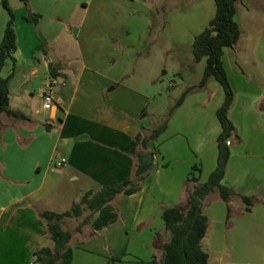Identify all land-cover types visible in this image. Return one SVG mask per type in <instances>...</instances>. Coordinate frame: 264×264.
Here are the masks:
<instances>
[{
  "label": "crops",
  "instance_id": "crops-1",
  "mask_svg": "<svg viewBox=\"0 0 264 264\" xmlns=\"http://www.w3.org/2000/svg\"><path fill=\"white\" fill-rule=\"evenodd\" d=\"M29 3L41 18L38 22L26 20L29 9L24 3L19 6V14L14 11L17 50L14 59L6 61V76L2 75L10 77V108L24 116L3 113L0 122V264H34L37 249L54 247L42 217L44 212L67 211L74 203H80L86 192L96 193L113 181L122 182L133 176L138 164L142 165V157L148 154L153 159L144 169L147 177L140 190L131 195L120 194L114 200L119 209L117 221L83 240L75 239L74 234L72 264H155V257L159 261L163 245L171 239L163 211L185 203L182 195L187 189L188 197L193 183L188 179L193 175L199 182L208 180L217 166L222 127L220 132L197 131L200 125L192 115L206 103L196 99L191 90L174 110L166 130L147 147L139 143L133 152L131 141L139 134L147 137L155 129L148 124L151 114L166 110H148L146 105L152 97L122 83L132 77L127 72L137 57L132 51L136 48H128L124 55L116 54L109 63L96 59L94 52V58L85 55L83 49L92 41L87 45L78 38L79 55L68 62L58 53V47L65 49L63 35L72 29L88 36L92 28L105 25L109 18L115 20V26L125 19L140 18L145 25L138 41L141 45L150 29L148 32L157 38L163 31L162 38L167 37L172 47L193 53L195 37L216 15L215 0ZM236 20L241 37L234 47L224 49L222 59L234 90L229 117L237 132L229 139L231 156L223 183L237 194L225 202L215 191L203 200L209 229L202 244L210 254V264H220L216 252L226 238L264 243V0L239 1ZM114 25L105 36L114 35L113 42L119 43L122 37ZM5 29L6 25L2 29L1 24L2 37ZM124 33L129 32L124 29ZM51 62L60 65L57 95L66 93V98L58 96L60 105L54 111L45 110L41 98L42 88L51 78ZM201 62L195 56L190 59L188 76L199 73L203 77L206 63L198 70L194 65ZM174 74L181 82L186 81L185 72L177 70ZM37 77H41V112L29 106L28 90L24 89V83ZM178 86V82L171 85L175 89ZM135 94L143 100L137 108L133 106ZM176 118H182V122L174 124ZM186 134L189 138L184 139ZM161 155L165 161L162 164L158 161ZM62 159L65 164L57 166ZM195 165L199 170L193 171ZM57 167L62 170L57 171ZM64 180L65 190L60 189ZM71 184L83 188L72 194L68 188ZM59 192L61 196L56 195ZM239 194L255 198L251 211L246 210ZM64 199H68L70 208L54 210L53 206L64 203ZM254 252L258 259L254 264H264V252ZM118 256L122 259L111 260Z\"/></svg>",
  "mask_w": 264,
  "mask_h": 264
},
{
  "label": "trees",
  "instance_id": "trees-1",
  "mask_svg": "<svg viewBox=\"0 0 264 264\" xmlns=\"http://www.w3.org/2000/svg\"><path fill=\"white\" fill-rule=\"evenodd\" d=\"M4 7L10 14L3 40L0 44V122L3 113L14 117L24 115L10 108V77H3L2 71L9 58L14 59L13 53L17 50V33L15 29V13L10 7L8 0H2ZM241 0H215L216 15L195 37L193 43V54L196 60H206L205 71L199 87H205L211 77L216 78L225 90L223 104L217 110V118L221 124L222 131L218 136V159L217 166L205 182H199L194 175L188 179L193 182V188L188 191V197L184 204L166 208L162 217L166 228L171 232V239L163 245V257L155 264H210V254L203 248V239L209 229V218L203 210V200L212 192L218 191L221 199L229 202L237 193L223 183L227 171V165L231 156L229 139L236 135L235 124L229 117V110L234 100V90L230 83L223 63L224 49L234 47L242 34L239 23L236 20L237 4ZM29 11L25 15L28 21L38 22L40 14L34 13L30 8L29 0H22ZM60 65L51 62L49 71L51 77L61 76ZM194 89L189 87L176 102L168 118L174 110L180 106L187 93ZM168 120L155 128L147 137L137 135L130 143V149L134 152L142 143L144 147L156 140L166 130ZM199 170L198 165L193 171ZM147 177V170L138 164L133 176L122 182L113 181L94 193L86 192L80 203H74L72 207L64 212L46 211L42 217L47 222L48 231L54 242V247H42L34 253V264H72L73 260V238L74 232L65 229L62 219L65 217H79L89 211L83 221L78 225L77 231L82 232L85 225H91L92 234L97 230L113 224L119 216V209L114 204L115 198L120 195H131L140 190L142 182ZM245 204L247 211H251L255 205V198L239 194ZM122 257H112L111 260H121Z\"/></svg>",
  "mask_w": 264,
  "mask_h": 264
},
{
  "label": "rangeland",
  "instance_id": "rangeland-1",
  "mask_svg": "<svg viewBox=\"0 0 264 264\" xmlns=\"http://www.w3.org/2000/svg\"><path fill=\"white\" fill-rule=\"evenodd\" d=\"M8 2L13 11H16L17 14H19L18 10L19 6L23 4L22 0H8ZM136 8L138 7L136 6ZM7 19H10V14L8 10L4 7L3 1L0 0V30L1 24L2 29L3 26H7ZM93 20L96 21V19ZM113 21L115 20L109 18L107 19L105 25L102 24V26L99 28H92V30L90 31L91 33L88 34L89 37L86 35V33H83L81 35V33H78L75 29L70 30L68 35H63V37L66 38V41L64 43L65 49L60 48L57 45V47L59 48L58 53H61V55L64 56V60L67 62L69 60H74L76 56L79 55L78 47L76 48L78 38L80 39V42L82 41L83 44L87 45H89L88 43L92 41L89 47H85L83 49L85 55L90 54L92 58L95 53V56H97L96 59L98 58L100 60H104V62L109 61V63H111V61L116 58V54L124 55V52L128 50V48H136L132 51H134V55L137 57H135V59L130 62V69L127 72L128 75L132 74V77L123 79L122 83L127 86H132L140 92L152 97L150 99V102H148L146 105L148 110L152 111L154 107L158 108L159 110H161L162 107H165L166 109L163 114H151L148 124L153 128H157L165 121H169L168 116L173 106L181 98L186 86L195 85L194 89L192 90L194 91V95H196L197 97L196 99H198L199 101L203 100L206 103L204 107H199L198 113H196V115H192V119L196 117L195 121L198 123V125H200L197 126L199 128L197 131H206L208 133L214 131L220 132L221 126L217 118V110L224 102L225 90L223 88V85L214 77H211L210 80H208V86L206 85L207 87H199L198 82L200 81L202 75H199L198 73L195 76H188L189 73L187 71L189 70L187 63L190 61L191 58L194 59V54L191 51H181L169 45L167 37L162 38L163 31L159 33L160 38H157L152 32L149 33L148 31L150 29H148L141 45V43L138 41H140L139 38L141 37L145 25L144 20L140 18H133L131 20L125 19L124 21L122 20L123 23L119 25L116 24V26L114 25ZM113 25L118 29L121 34L120 36L122 38L119 43L113 42V39H115L116 36H105V34H108L107 32H111L110 27H112ZM124 29H126V31L128 30L129 33H124L123 35L122 33ZM2 40L3 37L1 36L0 32V44ZM124 45L127 46V49H124ZM91 49L93 51H91ZM180 52L182 53L180 54ZM205 61L206 60L203 59V62H201L200 65L195 63V70H198L201 67L204 68V65L206 63ZM8 69L9 68L4 69L2 73L3 76H6ZM177 70L185 72L189 79H187L186 77V81L181 82L179 76H176L174 74ZM174 82H178L179 85L176 89L171 87ZM40 85L41 77L33 79L32 82L24 83V89L28 90V96H26L27 102L29 103L30 107L38 110V112H41V100L38 97V88ZM111 87L112 86H110V88ZM58 96L66 98V93L63 91L62 93H59L57 97ZM135 97L136 99H133V106L137 108L139 106L138 104L142 103L143 100L142 98H139L140 96H137L136 94L133 98ZM185 118L186 117L184 116L183 120ZM179 119L180 118H176L174 120V124H180L182 122V118L180 120ZM173 127L177 128L175 125ZM150 132L151 131L146 133L148 134ZM178 138L181 139L182 137L179 136ZM183 138H189L188 134H186V136ZM158 161L161 164L165 162L162 155L158 156ZM56 170L60 171L62 169L61 167H57ZM65 183L66 180L63 181L60 189H66ZM68 186L72 194L77 193L80 189L83 188L82 185L80 187V184H71ZM192 188L193 183L190 185V190ZM186 191L184 190L182 195L184 198L183 201L185 202L187 200ZM56 195L61 196L62 194L59 192V194ZM64 200H66L64 201V203L54 205V210L63 211L69 209L70 205L68 203V199ZM88 213L89 211H86L82 216L65 217L64 219H62L64 228L72 230L75 234V239L81 237V240H83L85 238L90 237L92 232L91 225H85L81 233L77 231L78 225L83 221V219ZM219 245L221 247L223 246L222 248H224L222 250V248L220 247V251L218 253L216 252V256L218 257L217 261L220 260V264H254L258 260L255 257L256 254L254 251L260 250L264 252V243H256L250 241L234 242L226 238V240L224 239V241H221ZM162 257L163 254L162 252H160L158 259L161 260Z\"/></svg>",
  "mask_w": 264,
  "mask_h": 264
},
{
  "label": "built area",
  "instance_id": "built-area-1",
  "mask_svg": "<svg viewBox=\"0 0 264 264\" xmlns=\"http://www.w3.org/2000/svg\"><path fill=\"white\" fill-rule=\"evenodd\" d=\"M59 84L58 78L51 77L47 80L41 91V98L45 110L54 111L59 108L60 102L57 97L56 87ZM66 160L62 159L57 162V166H63Z\"/></svg>",
  "mask_w": 264,
  "mask_h": 264
},
{
  "label": "water",
  "instance_id": "water-1",
  "mask_svg": "<svg viewBox=\"0 0 264 264\" xmlns=\"http://www.w3.org/2000/svg\"><path fill=\"white\" fill-rule=\"evenodd\" d=\"M153 156L151 154L145 155L142 157V168L146 169V167L152 162Z\"/></svg>",
  "mask_w": 264,
  "mask_h": 264
}]
</instances>
